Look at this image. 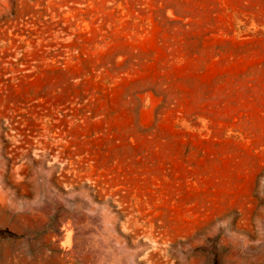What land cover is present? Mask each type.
Here are the masks:
<instances>
[{
	"label": "rangeland",
	"instance_id": "1",
	"mask_svg": "<svg viewBox=\"0 0 264 264\" xmlns=\"http://www.w3.org/2000/svg\"><path fill=\"white\" fill-rule=\"evenodd\" d=\"M0 264H264V0H0Z\"/></svg>",
	"mask_w": 264,
	"mask_h": 264
}]
</instances>
